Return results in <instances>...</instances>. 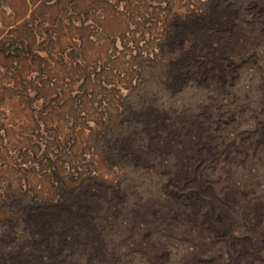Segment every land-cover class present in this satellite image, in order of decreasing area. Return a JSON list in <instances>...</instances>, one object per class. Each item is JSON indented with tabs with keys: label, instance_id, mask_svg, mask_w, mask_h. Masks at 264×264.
I'll list each match as a JSON object with an SVG mask.
<instances>
[{
	"label": "rangeland",
	"instance_id": "obj_1",
	"mask_svg": "<svg viewBox=\"0 0 264 264\" xmlns=\"http://www.w3.org/2000/svg\"><path fill=\"white\" fill-rule=\"evenodd\" d=\"M63 202L94 230L61 253L30 213ZM26 256L264 264V0H0V264Z\"/></svg>",
	"mask_w": 264,
	"mask_h": 264
},
{
	"label": "trees",
	"instance_id": "obj_2",
	"mask_svg": "<svg viewBox=\"0 0 264 264\" xmlns=\"http://www.w3.org/2000/svg\"><path fill=\"white\" fill-rule=\"evenodd\" d=\"M222 22L221 18L212 16L211 12L205 15L188 16L184 21L186 29L181 31L182 26H176V33L170 36L168 43L179 42L184 54L190 53L194 56L193 51L196 50L197 41L200 39L201 42H207L210 45L214 38L212 28L222 25ZM188 42L192 43L190 50H187L185 46ZM78 206L70 205L68 202L53 203L38 208L39 211L34 214L30 213L34 224L42 228V231H47L48 235L53 238L48 244H51L53 249L58 248L61 253L63 248L79 245L82 236L94 230V222L88 213L91 205L80 204ZM31 262L32 260L26 256L21 264H31Z\"/></svg>",
	"mask_w": 264,
	"mask_h": 264
}]
</instances>
